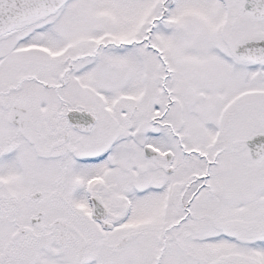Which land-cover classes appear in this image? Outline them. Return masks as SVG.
<instances>
[{"label":"snow or ice","instance_id":"1","mask_svg":"<svg viewBox=\"0 0 264 264\" xmlns=\"http://www.w3.org/2000/svg\"><path fill=\"white\" fill-rule=\"evenodd\" d=\"M0 264H264V0H0Z\"/></svg>","mask_w":264,"mask_h":264}]
</instances>
